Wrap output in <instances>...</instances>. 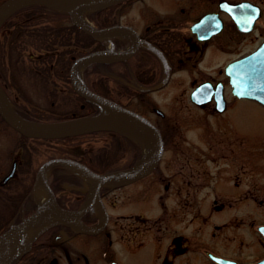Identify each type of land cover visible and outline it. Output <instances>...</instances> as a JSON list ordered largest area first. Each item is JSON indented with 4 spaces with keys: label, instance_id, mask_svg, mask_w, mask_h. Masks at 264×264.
<instances>
[{
    "label": "flooded vegetation",
    "instance_id": "1",
    "mask_svg": "<svg viewBox=\"0 0 264 264\" xmlns=\"http://www.w3.org/2000/svg\"><path fill=\"white\" fill-rule=\"evenodd\" d=\"M134 3L132 19H123L127 16V8ZM112 7L111 23L103 26H130L137 35V49L124 60L101 62V83L113 86L116 97L110 96V99L137 111L158 128L163 146L161 157L151 172L130 183L100 187V207L96 202L90 203L81 217V222L91 228L99 226L102 220L95 232L76 231L74 226L64 224L51 225L28 250L18 251L9 264H174L176 260L184 264L186 252L193 251L197 255L205 245L201 238L203 232L209 238L217 232L224 233L225 237H231L228 240L240 246H250L242 238L234 239L232 233L240 226L245 227L240 223L251 203L248 136L243 133L244 128L237 126L238 118L234 117L236 128L205 127L196 132L195 144L182 145L185 134L172 133L168 129V124L163 121L164 113L152 101L150 93L163 89L174 72L187 70L193 88L204 81H209L213 89L217 85L222 86L221 110L217 109L215 92L199 107L207 108L209 115L231 114L228 117L233 118L229 108L237 99L246 98L233 94L228 96L226 81L214 79V73L201 69L219 66L220 54L236 52L235 58L227 61L222 70L219 69V73L229 81L225 66L249 55L264 42V0H127ZM105 16L106 11L103 12V20ZM133 44L135 41L124 34L112 39L115 50H125ZM107 46L106 40L98 44L99 49ZM245 66H264V62H249ZM0 68L4 70L0 71V84L16 110L27 118L34 115L36 111L32 108L16 105L20 84L8 76L6 67ZM67 69L69 71V66ZM33 70L40 74L35 66ZM194 73L199 74V81ZM66 75L69 78L68 72ZM65 84L70 90V79ZM78 99L81 108L89 105L82 98ZM85 111L90 113L92 109ZM153 114L157 115L162 127L153 120ZM0 121L5 123L2 118ZM7 127L18 135L17 143H33L27 145V150L16 143V155L11 157L6 174L0 178V232L34 212L43 193L47 192L45 187L36 183V172L43 160L36 158L28 163L25 158L31 147H35L37 139L25 137L23 140V136ZM101 132L98 136L104 140L99 144L94 146L83 141L79 144L81 147L74 144L73 149L67 148L68 151L61 156L78 161L97 173L120 170L137 163L144 146L137 138L121 132ZM95 148L103 152L98 163L101 168L91 165L92 156L86 151ZM168 149L191 150L189 156L184 152L188 158L178 164L181 167L179 174L170 169L174 165L164 158ZM38 152L37 156H40ZM161 163L162 170L158 174ZM52 170L62 174L61 181L56 180ZM183 170L187 174H182ZM49 176L47 185L60 207L76 210L88 198L89 183L72 168L53 165ZM237 209L241 216L236 215L240 213ZM202 210L211 218L216 214L222 217L210 220L208 228H201L202 222L208 218L202 216ZM226 211L232 213L226 214ZM236 218L241 221L235 224ZM241 227L240 230L246 233ZM263 241L260 237L254 243L264 248ZM203 250L205 259L212 264H222L213 255L239 263L264 256L258 257V254L252 260H238L216 254L206 247Z\"/></svg>",
    "mask_w": 264,
    "mask_h": 264
},
{
    "label": "water",
    "instance_id": "2",
    "mask_svg": "<svg viewBox=\"0 0 264 264\" xmlns=\"http://www.w3.org/2000/svg\"><path fill=\"white\" fill-rule=\"evenodd\" d=\"M125 0H4L0 3V27L3 22L16 10L30 4H45L66 11L70 21L80 30L96 40L110 39L124 34L131 37L135 44L123 50L112 48L93 50L74 59L70 66L69 77L74 91L84 99L101 107V112L60 121H34L21 117L11 107L10 102L0 85V116L21 135L42 139L63 138L86 134L94 131L109 130L134 136L150 147V152L134 165L104 173H97L86 165L69 158H52L43 162L36 172V183H40L50 193L49 187L42 183V175L46 169L55 164L67 165L81 174L89 183L88 198L76 210H68L57 205L50 193L52 208L38 207L33 213L10 225L0 234V264H8L15 253L12 251L14 240L23 235L25 242L23 250H28L32 242L48 227L54 224L74 226L76 231L95 232L100 228L87 227L81 222V217L88 205L96 202L100 207L99 189L103 185L130 183L152 171L161 157L163 146L160 132L143 115L128 109L110 99L94 92L79 80L77 72L93 62H113L126 59L137 49V35L127 25H111L97 28L80 19L81 14L89 10H99ZM264 62V42L251 54L241 57L226 66L232 93L238 97L254 99L264 105V66H245L247 63ZM220 84V83H219ZM215 92L217 109L223 106L222 86L213 89L210 82L197 85L190 93L192 102L201 104ZM45 184V185H44ZM102 216V214H101ZM258 230L264 237V225ZM222 264H264V257L247 263L212 256Z\"/></svg>",
    "mask_w": 264,
    "mask_h": 264
},
{
    "label": "rangeland",
    "instance_id": "3",
    "mask_svg": "<svg viewBox=\"0 0 264 264\" xmlns=\"http://www.w3.org/2000/svg\"><path fill=\"white\" fill-rule=\"evenodd\" d=\"M132 5V4H131ZM136 3L132 7L127 8V16L123 19L129 20L132 19L133 7L135 8ZM81 18L92 25H94L84 13L81 14ZM59 23L67 22V18H60L55 21ZM54 23V22H53ZM35 49L31 45L22 47L21 49L12 50V57H10L9 52H6L5 63L2 67H6L9 77L16 80V83L20 84V93L16 98V105L22 107H30L33 111H36V116L45 117L51 116L52 118L64 117L69 115L83 114L85 110L89 109L80 107V100L76 98L74 94L67 88L65 81L57 77V73L53 72L52 77L45 79L42 74H36V71L33 70L32 62L26 57L31 52H34ZM238 53L234 54H220L218 57L217 63L219 66H206L202 68L204 72L214 73L215 78H223L226 81L225 92L228 96H231V87L227 81V78L224 74L219 73V69L222 70L223 65L235 56ZM1 67V66H0ZM45 67V66H40ZM202 73V72H200ZM195 74V73H194ZM199 74H195V76ZM197 80L199 81L200 76ZM83 80L85 76L82 72ZM190 75L187 70L174 72L170 78V82L160 91H155L150 93V98L156 104V106L164 113V122L168 124V129L172 130V133H183L185 134L184 141L181 143H191L195 144L196 142V132L199 129L205 127L214 128V127H227L236 128L234 123L235 118H238V125L240 128H244V134H247L248 140V151H249V173H248V183L250 187V201L248 208L249 211L242 221L239 218H236L235 222L241 221L240 224H245V227H241L246 230V233L240 230H233V238L239 240H246L250 243L249 245L243 244L240 246L238 243L230 241V236H226L224 233H219L213 237L209 238L203 232L202 243L205 245L201 246V249L194 254L191 251L186 252L184 257V264H212L207 258L205 259L203 248L206 247L216 254L221 256H232L235 259H254V256L258 257L264 254V248L260 245H255L254 241L258 242V239L262 236L257 230V226L264 224V107L250 99H237L235 103L229 108V111L232 112L233 118H230L231 114L228 116H213L206 113L207 108H200L199 106L193 104L189 99V93L193 88V85L189 83ZM230 112V113H231ZM154 121H158L157 115H151ZM158 124L162 127L161 122L158 121ZM165 127L166 124H165ZM4 129V130H3ZM240 136V135H239ZM245 136V135H244ZM18 135L7 127L5 123L0 121V178L4 176L10 165L11 157L16 155V143ZM84 139H75L71 142H42L38 145L41 150L40 156L38 158L42 161L45 159L46 155L50 153V150L61 146L68 149L74 148V143H80L82 141H87L89 145H97L102 142L104 139L100 136L93 138ZM180 141V140H179ZM33 142H28L27 145H32ZM48 150V151H46ZM191 150L186 149H168L165 152L164 158L169 160L171 163V170H174V173L179 174L181 167L178 164H182L181 160L188 158L184 152L188 155ZM189 156V155H188ZM191 157L190 159H192ZM176 160V161H175ZM162 164H160L159 169L156 173L160 174L162 170ZM189 169V168H182ZM182 174H187L184 170ZM49 172L46 173V181L49 179ZM192 200V198H191ZM193 204V201H192ZM239 210V209H237ZM240 211V210H239ZM140 212V211H139ZM147 212L143 211V214ZM231 211H226V214H231ZM235 213V211H234ZM208 217L201 224V228H208V222L213 219H219L221 215H206L204 210H202V216ZM236 215L241 216L238 212ZM239 224V225H240ZM237 227V226H235ZM246 228V229H245ZM227 233V232H226ZM259 235V238H258ZM264 242V241H263ZM253 246V247H252ZM256 257V258H258ZM176 260V259H175ZM176 260L174 264H177ZM179 264V263H178Z\"/></svg>",
    "mask_w": 264,
    "mask_h": 264
},
{
    "label": "trees",
    "instance_id": "4",
    "mask_svg": "<svg viewBox=\"0 0 264 264\" xmlns=\"http://www.w3.org/2000/svg\"><path fill=\"white\" fill-rule=\"evenodd\" d=\"M111 8L113 7L87 11L85 12V15L96 26H103L111 23L110 21L113 17ZM105 11L106 16L103 20V12ZM62 17L67 18V22L55 23L56 20ZM98 44L99 43L94 38L90 37L88 34L72 24L65 11L44 4H31L15 11L2 25L0 29V66L5 63V55L7 51L9 52L10 57H12V50H15L16 48L21 49L24 46L26 47L27 45H31L35 51L29 53L26 57L30 59V62H32L31 65L35 66L36 70H39L38 72L40 75L42 74L45 79H49L52 77L53 72H56L58 74V78L68 81V77L66 75L68 71L67 66L71 65V62L75 57L82 54L85 50L87 51L91 48H97ZM2 70L3 68H0V71ZM100 72L99 62H95L87 66L84 69L86 83L90 88L99 94L116 97L112 85H102ZM112 84L114 85V83ZM88 104V107L92 108V110H98V107L94 104ZM33 113L34 112H31V114ZM67 117L69 116L57 118H52L51 116L38 117L35 113L29 118L36 120H59ZM100 133L102 132H93L69 138L37 139L35 147H31L30 152L27 153L25 158L28 163L38 158V150L40 153L42 150L39 149L38 145L42 142H71L75 139L85 140V138L96 137ZM23 140H26V138L23 137ZM82 142L74 143L78 144L75 147H81L80 145ZM17 145L25 147L26 150L28 149L27 145L22 144L20 141ZM67 151V148L57 146L56 148L50 150V153H48L45 158H49L53 155H62ZM86 151H89L92 156L93 162L91 165L95 168H101L102 166L98 164L101 161V155L103 153L101 149L95 148ZM54 171L53 175H55L56 180L61 181L62 178L60 175L62 174H58L57 172L54 173Z\"/></svg>",
    "mask_w": 264,
    "mask_h": 264
},
{
    "label": "bare ground",
    "instance_id": "5",
    "mask_svg": "<svg viewBox=\"0 0 264 264\" xmlns=\"http://www.w3.org/2000/svg\"><path fill=\"white\" fill-rule=\"evenodd\" d=\"M81 19V18H80ZM82 20V19H81ZM78 76H79V80H81V76L80 73L78 72ZM149 152V148H145L144 149V153L147 154ZM40 205L42 207H47V208H51L53 206V202L51 200V197L48 195H46L41 201H40ZM24 243V236L20 235L18 236L14 242H13V246H12V251L15 253L17 251H19Z\"/></svg>",
    "mask_w": 264,
    "mask_h": 264
}]
</instances>
